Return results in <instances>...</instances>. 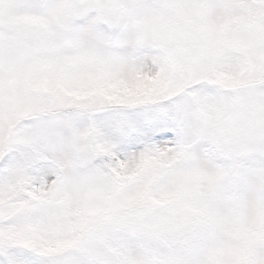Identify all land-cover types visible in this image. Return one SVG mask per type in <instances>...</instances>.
Masks as SVG:
<instances>
[{
  "label": "snow or ice",
  "instance_id": "6c2138e0",
  "mask_svg": "<svg viewBox=\"0 0 264 264\" xmlns=\"http://www.w3.org/2000/svg\"><path fill=\"white\" fill-rule=\"evenodd\" d=\"M0 264H264V0H0Z\"/></svg>",
  "mask_w": 264,
  "mask_h": 264
}]
</instances>
